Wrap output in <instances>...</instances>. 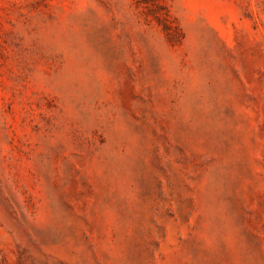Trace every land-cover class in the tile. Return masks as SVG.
Instances as JSON below:
<instances>
[{
	"label": "rangeland",
	"instance_id": "1",
	"mask_svg": "<svg viewBox=\"0 0 264 264\" xmlns=\"http://www.w3.org/2000/svg\"><path fill=\"white\" fill-rule=\"evenodd\" d=\"M0 264H264V0H0Z\"/></svg>",
	"mask_w": 264,
	"mask_h": 264
}]
</instances>
